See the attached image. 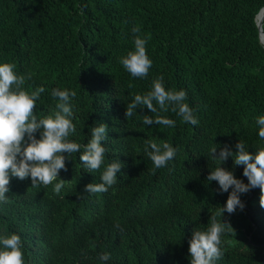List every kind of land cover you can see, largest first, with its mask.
<instances>
[{"label": "trees", "instance_id": "1", "mask_svg": "<svg viewBox=\"0 0 264 264\" xmlns=\"http://www.w3.org/2000/svg\"><path fill=\"white\" fill-rule=\"evenodd\" d=\"M263 8L264 0H0V63L32 74L26 90L45 89L37 118L57 110L53 88L75 90L69 140L86 144L92 127L106 124L104 166L115 159L123 165L116 184L98 194L84 187L101 182L104 166L89 173L80 153L60 171L66 182L59 195L58 180L33 188L30 178H10L0 236L21 237L25 264H190L192 232L210 226L232 190L206 180L220 163L210 149L227 145L235 153L238 141L253 153L264 147L256 124L264 115V45L254 24ZM133 26L148 38L152 67L144 79L119 62L134 50ZM160 75L167 90L187 92L197 126L171 111L161 115L175 127L144 125V115L155 116L146 107L125 118L126 105ZM145 140L170 143L176 157L154 170ZM221 167L248 183L233 157ZM260 195L258 187L242 193L244 209L223 213L234 233L222 235L216 264H264ZM105 252L111 259L100 261Z\"/></svg>", "mask_w": 264, "mask_h": 264}, {"label": "clouds", "instance_id": "2", "mask_svg": "<svg viewBox=\"0 0 264 264\" xmlns=\"http://www.w3.org/2000/svg\"><path fill=\"white\" fill-rule=\"evenodd\" d=\"M254 24L259 40L264 44V9L256 15ZM131 31L135 34L134 50L128 51L119 62L133 78L144 79L152 67V60L146 51L148 38L139 34V26H133ZM15 69V63H0V203L9 202L6 193L9 192L11 177L19 180L30 178L33 188L47 187L58 180L53 186V192L59 195L66 182L59 178V173L61 170L67 171L65 162L72 154L80 153L79 160L83 167L89 173H94L105 165L107 152L102 141L107 138L108 127L103 123L92 127L91 138L86 144L69 140L70 135L76 132L72 104V98L77 95L75 90L53 88L51 96L58 100L55 105L57 110L38 119L35 115L36 102L45 89L37 87L35 90H26V81L32 78V74L20 75ZM186 100L185 90H167L164 77L160 75L152 80L149 91L136 94L126 105L125 118L133 117L138 107H146L155 116L144 115V125L175 127V120L161 115L171 111L183 122L197 126L199 120ZM256 124L259 126L258 136L264 140V115L256 118ZM37 132L39 139L35 135ZM218 147L214 144L209 155L213 160L220 162L219 166L210 171L206 180L216 181L221 192H229L230 188L232 190L225 204L219 207L216 215L210 217V226L204 231L192 232L188 241L190 264H216V261L224 256L222 235L226 231L234 233V230L229 223L222 221L221 217L224 212L232 214L238 208L244 209L240 194L258 187L261 193L259 203L261 208H264V147L253 153L248 151L243 141H238L235 153L227 145L221 147L217 153ZM144 151L152 161L154 170L167 167L177 154V149L170 143L158 144L153 140H145ZM229 156L233 157L234 165L244 166L243 175L247 178V184L237 179L232 171L221 167ZM122 166L116 159L107 163L100 175L101 182L86 184L84 193L107 192L116 184ZM217 216L220 217L219 220ZM109 259L111 256L107 252L99 256L100 261ZM0 264H25L19 235L13 233L0 236Z\"/></svg>", "mask_w": 264, "mask_h": 264}, {"label": "water", "instance_id": "3", "mask_svg": "<svg viewBox=\"0 0 264 264\" xmlns=\"http://www.w3.org/2000/svg\"><path fill=\"white\" fill-rule=\"evenodd\" d=\"M264 9V8H263ZM262 44V43H261ZM264 45V44H263Z\"/></svg>", "mask_w": 264, "mask_h": 264}]
</instances>
